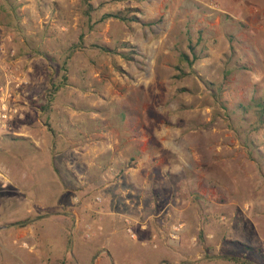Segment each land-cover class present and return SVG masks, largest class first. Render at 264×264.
<instances>
[{
    "label": "rangeland",
    "instance_id": "1",
    "mask_svg": "<svg viewBox=\"0 0 264 264\" xmlns=\"http://www.w3.org/2000/svg\"><path fill=\"white\" fill-rule=\"evenodd\" d=\"M1 59L29 264H264V0H0Z\"/></svg>",
    "mask_w": 264,
    "mask_h": 264
},
{
    "label": "crops",
    "instance_id": "2",
    "mask_svg": "<svg viewBox=\"0 0 264 264\" xmlns=\"http://www.w3.org/2000/svg\"><path fill=\"white\" fill-rule=\"evenodd\" d=\"M20 61H22V59L17 60L18 63ZM11 74L19 77H24L30 82L28 72H19L17 69L11 67V65L5 60L1 59L0 85L9 79ZM3 169L9 170L10 168L5 161H0V182L5 181V183L2 185L3 190L7 187L12 188L13 183H15L16 188H18L22 183L23 186L25 185L21 180L16 181L14 179L8 178V176L3 173ZM1 177L3 179H1ZM20 192H22V194L24 195V201H20V203H30L31 209L29 211L26 212L23 208L20 209L21 207H18L17 209L15 207L7 208V205L9 203L7 205L0 204V264H29L26 260L27 252L24 250V247L28 246V238L33 236L34 228H18L8 225V223H12V220L20 221L26 219L27 217L36 216V198L27 197V195H25V188L21 189ZM30 245L32 246V248L37 247L36 243H32V239H30ZM36 255V252H34V259H36Z\"/></svg>",
    "mask_w": 264,
    "mask_h": 264
},
{
    "label": "built area",
    "instance_id": "3",
    "mask_svg": "<svg viewBox=\"0 0 264 264\" xmlns=\"http://www.w3.org/2000/svg\"><path fill=\"white\" fill-rule=\"evenodd\" d=\"M28 84L29 81L26 78L11 74L10 78L0 85V132L7 131L11 123L24 119V108L19 105L17 98ZM181 227L182 226L174 227L173 231L166 236L167 239L172 241L177 240ZM128 231L135 237L131 228H129ZM158 240V234H154L152 241L158 242ZM156 246L157 244L155 243V247Z\"/></svg>",
    "mask_w": 264,
    "mask_h": 264
},
{
    "label": "trees",
    "instance_id": "4",
    "mask_svg": "<svg viewBox=\"0 0 264 264\" xmlns=\"http://www.w3.org/2000/svg\"><path fill=\"white\" fill-rule=\"evenodd\" d=\"M132 1H138L139 2V1H146V0H132ZM90 9H92V8H90ZM128 11H129V9L126 10V11H119V12H116V13L104 14L102 16V18L100 19V23L104 22L107 19H111V18L117 19V20H120V21H123V22H127V23H132V22L138 21V18L135 15H132V16L129 15L127 13ZM86 14L88 15L89 13H86ZM124 48H126V47H124ZM180 61L181 62L190 61L189 55L187 53H185V52L181 53L180 54ZM55 90H58V89H55ZM48 106H49V102H47L45 105H42V106H39V107H40L41 111L49 112L50 110H49ZM9 138H14V136H9ZM32 222H33V220L28 218V219H25L23 221H19V222L13 223L11 225L12 226H16L18 228H24V227H28L29 225H31ZM244 246H246V245H244ZM246 247L251 249V246H246ZM232 261H234L235 264H250V263L244 261L242 258H238V257L237 258H232Z\"/></svg>",
    "mask_w": 264,
    "mask_h": 264
}]
</instances>
